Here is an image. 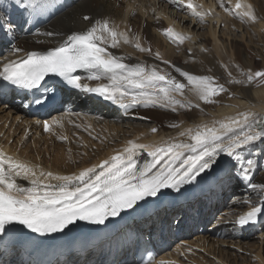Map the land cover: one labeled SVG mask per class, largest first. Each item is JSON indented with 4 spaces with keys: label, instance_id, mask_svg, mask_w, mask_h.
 I'll list each match as a JSON object with an SVG mask.
<instances>
[{
    "label": "bare ground",
    "instance_id": "6f19581e",
    "mask_svg": "<svg viewBox=\"0 0 264 264\" xmlns=\"http://www.w3.org/2000/svg\"><path fill=\"white\" fill-rule=\"evenodd\" d=\"M140 1L143 3L140 4L139 0H42L45 7L39 14L31 17L25 10L18 13L8 10L16 23H11L10 30L5 27L0 30V62L24 57L31 51L45 52L58 46L72 33L87 31L96 20L108 19L110 25L115 26L118 32L127 35L129 43L121 40L118 47L104 45L107 51L120 58L122 63L140 64L146 69H155L183 83L185 85L183 93H173V95L181 102L190 101L188 106L177 105L176 111H172L170 107H162L159 103L149 102L146 97H140L138 89L125 88L122 91L126 92V95L117 94L116 98V102L123 106L120 111L98 106L88 97L80 94L75 95V103L48 112L46 119L40 120L28 114L26 106L4 97L1 99L4 102L0 103V110L6 108L5 115L0 112V153L28 165L37 176L41 171L71 176L78 175L84 169L98 166L101 161L109 160L117 153H123L124 149L129 147V141L136 145L149 146L137 148L135 152L137 164L143 165L145 161L151 160L149 151L153 147L190 143L189 137L180 135L181 132L201 125L212 126L213 122L226 121L229 117L238 118L239 113L257 114L254 130L264 128V123H260V120L264 119V80L259 83L261 78L256 77L246 83L248 73L254 75L257 72L255 70L257 64L247 58L252 56L264 62V7L262 10L254 0H240L245 8L247 6L251 8L255 19H249L247 16L241 17L244 8L233 7L236 0H194L195 11L201 13L199 16L175 0ZM211 9H214L212 14H207ZM228 14L238 18L240 24L232 22ZM84 17L89 19L86 20ZM204 22L206 33L198 34L196 29H202ZM169 27L174 33L182 34L186 39L182 43L172 42L164 31ZM245 36L248 45L244 44ZM136 43H139L140 48L145 51L134 48L133 44ZM246 49L247 58L243 57ZM181 72L193 76L224 78L226 84H215L225 85L228 89L224 96H213L211 103H205L190 90L191 85ZM92 74L90 70L84 71L83 79L89 83H109L105 78L89 79ZM237 77L239 82L236 80ZM159 86L165 85L161 82ZM147 91L154 93L156 89ZM133 96L138 97V102H132ZM152 99L155 100V96ZM216 101L218 103L214 104L213 102ZM13 109L15 115H11ZM45 123L48 125L47 130ZM134 123H139L140 126H133ZM216 126L218 127V124ZM116 138H118L117 142ZM242 156L245 160L255 161V167L251 170L254 173L251 182L264 184V140L254 142V146L245 149ZM183 159L184 157L176 161L173 167H179ZM215 161L213 166L219 167L224 175L221 174L216 189L211 191L201 203L206 211L204 209L199 215L202 219L194 217L195 221L199 220L198 222L208 221L209 217L214 218L216 213L220 212V207L226 204V198L230 194L241 199L242 193L237 192L236 187L242 188L243 190L240 191L248 197H259L264 200V196L261 197L264 190L258 192L246 182L232 179L231 168H235L240 173L241 164L231 160L224 153H218ZM243 167H246V164ZM98 171L100 169L97 167ZM156 171H159V166L153 169L154 173ZM15 180L24 188L31 187L29 179L21 176L15 177ZM45 183L55 184L57 181L45 180ZM171 190L161 189L157 195L164 197ZM243 202L237 200V204L229 205L227 207L229 209L223 214L226 216L223 219L225 223L221 227H214L219 222L215 223L212 227L204 229L203 235L193 234L194 232L191 231L195 229L190 228V224L188 227H182L181 238L176 240L175 244H169L162 252L160 258L162 264L245 263L243 260L238 263L237 258L219 255L221 250L225 249L221 247V243L230 244L222 240L223 237L232 240L235 238L237 241L231 244L236 245L241 251L242 248L245 250L250 248L252 251L250 252L254 254L253 260L257 264H264L262 252L264 223L254 232L243 231L236 227L237 215L251 206L246 202V206L240 208ZM192 208L193 206L188 209ZM174 214L175 210L167 213V222H170ZM161 215V213L156 214L154 221L156 222ZM143 225L144 222L140 226ZM131 228V226L126 227L121 237L113 238L109 242L110 249L102 252L97 250L96 254L78 257L70 264H97L96 259L100 253L105 258L117 260V264H139L132 256L135 250L132 247L134 234L130 232ZM253 234L257 236H253L257 240V245L248 244ZM219 237L221 241L217 240ZM172 240L170 239L169 243ZM198 251L212 252L217 257L213 259L210 256L212 260H209L206 256L196 255L195 252ZM3 262L21 264L16 255L9 259L5 256Z\"/></svg>",
    "mask_w": 264,
    "mask_h": 264
},
{
    "label": "snow or ice",
    "instance_id": "6c2138e0",
    "mask_svg": "<svg viewBox=\"0 0 264 264\" xmlns=\"http://www.w3.org/2000/svg\"><path fill=\"white\" fill-rule=\"evenodd\" d=\"M175 2L186 4L195 15H201L195 11L196 6L191 0ZM44 7L42 0H0V26L10 30L11 17L8 10H25L31 17L39 14ZM235 7L244 8L242 15L255 19L250 6L245 8L237 0ZM164 31L174 43H182L186 39L182 34L174 33L171 28ZM121 40L129 43L127 35L118 32L108 19L96 20L87 31L72 33L66 41L44 54L29 52L19 62L5 63L0 69V77L18 87L35 88L45 76L54 74L74 87L97 93L108 100L115 101L117 94L126 95L122 89L132 88L140 90V97H146L149 102L159 103L162 107H170L172 111H176L177 105L187 107L190 101L181 102L173 95L183 93V83L140 64L122 63L120 58L104 47H118ZM135 46L145 51L139 43ZM77 69L90 70L93 74L89 79L105 78L109 83L96 87L82 84L79 76L72 75ZM181 75L191 85L190 90L205 103H211V98L223 91V86L215 84L213 77L193 76L187 72H181ZM256 77L264 78V72L250 74L248 80ZM161 82L165 86H159ZM148 89H156V92L149 93ZM132 102H138V97L133 96ZM257 119L255 113H239L238 118L229 117L226 121L213 122L212 126L201 125L187 129L180 135L188 136L190 143L153 147L149 151L151 160L145 161L143 165L137 164L135 152L137 148L149 146L129 141V147L123 153L71 176L43 171L37 176L28 165L0 153V232L7 231V226L15 224L42 235L62 232L76 221L103 225L109 217H117L121 212L133 209L146 197H156L161 189L179 191L182 185L195 181L213 167L218 153H224L241 164L240 175L247 180L248 174L255 167V161L245 160L242 152L253 147L254 142L264 140V128L254 130ZM260 123H264V119ZM182 157L184 159L180 166L173 167ZM244 164L246 167H243ZM158 166L159 171L154 173L153 169ZM97 167L100 169L98 172ZM21 176L29 179L31 187L24 188L16 183L15 177ZM45 180L57 183H45ZM248 186L264 190V184L252 183L250 180ZM258 216H264V200L252 206L237 222L247 225L255 222Z\"/></svg>",
    "mask_w": 264,
    "mask_h": 264
},
{
    "label": "rangeland",
    "instance_id": "374dc122",
    "mask_svg": "<svg viewBox=\"0 0 264 264\" xmlns=\"http://www.w3.org/2000/svg\"><path fill=\"white\" fill-rule=\"evenodd\" d=\"M254 1H256L258 4H259V6H260V8H262V10H263V7H264V0H254ZM139 3L140 4H142L143 2L142 1H140L139 0ZM145 3V2H144ZM147 3V2H146ZM263 13H264V11H263ZM181 14V13H180ZM179 14V15H180ZM241 17H243V16H241ZM228 18H231V20H232V22H234L235 24H240V21L238 20V18H236V17H233L231 14H228ZM244 18V17H243ZM185 25V24H184ZM187 25H188V22H187ZM201 25V24H200ZM206 23L204 22L203 23V28L202 29H200V30H197L196 29V31H197V33L198 34H205L206 33ZM194 29V28H193ZM244 44L245 45H248L249 44V42H248V40H247V37L245 36V40H244ZM243 45V44H242ZM245 45H244V47H245ZM134 47H135V44H134ZM246 52H247V49L246 50H244V55H243V57H246L247 58V55H246ZM263 54H264V51H263ZM258 58V57H257ZM248 60H252V61H254L253 63H255V64H257V67L255 68V70L258 72H264V62H262V61H260V59H254L252 56L249 58H247ZM250 75V72L248 73V75L246 76V80H247V82L246 83H249V82H251V81H249L248 80V76ZM213 79H214V83H224V84H226V80L224 79V78H219V77H216V76H213ZM236 80H237V82H239V77H237L236 78ZM264 80V78H261L258 82L260 83V82H262ZM228 88L225 86V85H223V91H220L219 93H218V95H216L215 97H221V96H224V94H225V92H226V90H227ZM0 103H2V101H0ZM214 104H216V103H218L217 101L216 102H213ZM2 107V106H1ZM8 108V107H7ZM6 109V108H5ZM5 109L4 108H2L1 110H0V112H1V114L2 115H5L6 113H4L5 112ZM11 115H15V113L14 112H11ZM125 125V124H124ZM127 125V124H126ZM133 126H140V124L139 123H134L133 124ZM83 132V131H82ZM45 136V135H44ZM118 138H116L115 139V141L117 142L118 140H117ZM96 142H97V140H95ZM58 142V141H57ZM31 143V142H30ZM59 143V142H58ZM237 200H240V201H244V203H242V206H245V202H248L249 200H253V199H251L250 197H245V198H241V199H239V197L238 198H236V197H232L230 200H228L227 201V203H226V205L224 206V208L222 209V211H221V213L215 218V219H212V222L209 224V225H207L206 226V228H210V227H212L214 224H215V222L217 223V222H219V223H217V224H219L218 225V227H221L224 223H225V220H223L226 216H223V214L225 213L224 211H226L227 209H229V208H227L229 205H231V204H236V202H237ZM241 206V205H240ZM232 208H230V210H231ZM228 222H229V220H228ZM246 235L248 236V234L246 233ZM257 237V236H255V234H253L252 236H250V241L248 240V244H255V245H257V243H256V239L254 238V237ZM253 237V238H252ZM224 239H222V240H226L227 242H229L230 244H228V243H225V244H223V243H221L222 245H221V247H223V248H225V249H223V250H221V252H220V256L221 255H226V256H229V257H232V258H237L238 259V263H241L242 261L241 260H243L245 263H243V264H257V262L255 261V260H253V255L254 254H252L251 252V250H250V248H248V249H244V248H242L243 249V251H241V249H239L238 247H236V245H234V244H231V242H236L237 240L235 239V238H233V240H232V238L230 239H228V237H223ZM217 240H219V241H221V237H219ZM224 245H226V246H224ZM230 246V247H228V246ZM229 248V249H228ZM231 248V249H230ZM248 250V251H247ZM251 251V252H250ZM262 252L264 253V249L262 250ZM206 253V254H205ZM245 253V254H244ZM247 253V254H246ZM249 253V254H248ZM195 254L196 255H199V256H201V257H205L206 256V258L208 257V259L209 260H212V257H213V259H215L214 257H217V255L215 256L214 254H212V252H208V251H204V252H201V251H198V252H195ZM201 254V255H200ZM250 254H252L251 256H250ZM232 255V256H231ZM210 256H212V257H210ZM235 256V257H234ZM240 257V258H239ZM247 262V263H246ZM213 264H217L216 262L215 263H213Z\"/></svg>",
    "mask_w": 264,
    "mask_h": 264
}]
</instances>
